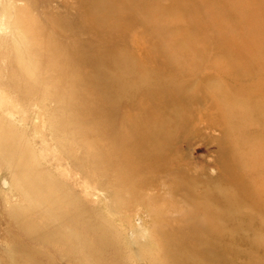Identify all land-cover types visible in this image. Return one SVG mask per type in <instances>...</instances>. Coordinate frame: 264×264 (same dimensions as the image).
Listing matches in <instances>:
<instances>
[{
  "label": "rangeland",
  "instance_id": "obj_1",
  "mask_svg": "<svg viewBox=\"0 0 264 264\" xmlns=\"http://www.w3.org/2000/svg\"><path fill=\"white\" fill-rule=\"evenodd\" d=\"M73 1L74 6L71 0H0V135L13 141L17 161L27 167L19 187L41 199L44 176L32 154L91 216L108 219L119 235V264H149L151 254L161 262L162 237L170 243L169 254L180 259L167 264H264V89L246 67L248 52L241 51L264 35V0ZM202 1L208 9L193 10ZM69 5L72 23L84 29L64 34L53 19ZM252 9L254 15L247 14ZM217 23L225 29L216 36ZM51 35L87 42L76 65L82 74L59 73L68 64L47 43ZM106 52L114 66L95 62ZM41 56H47L46 65ZM24 69L41 85L38 91L29 87ZM86 75L83 94L71 95L62 81ZM78 97L86 99L84 110ZM69 124L76 127L68 130ZM156 127L164 131V154L172 152L168 165L199 177L181 179L190 193L179 213L157 178L144 175L141 181L127 171L145 160L128 159L130 142L122 139H141ZM81 129L86 131L80 144L75 132ZM122 185L133 186L135 194L114 198ZM19 192L0 158V264H88L86 251L71 249L69 234L54 239L58 223ZM46 193L59 195L53 188ZM155 196L163 204H148ZM154 222L166 225L156 245L149 236ZM68 229L72 242L81 243L82 224L69 222ZM112 253L107 251L106 261L114 259Z\"/></svg>",
  "mask_w": 264,
  "mask_h": 264
},
{
  "label": "bare ground",
  "instance_id": "obj_2",
  "mask_svg": "<svg viewBox=\"0 0 264 264\" xmlns=\"http://www.w3.org/2000/svg\"><path fill=\"white\" fill-rule=\"evenodd\" d=\"M71 1H72L71 5L74 6V3L76 1H73V0H71ZM180 4L181 5L183 4V0L180 1ZM194 4H196L197 7L193 6V10L195 8L199 9L200 11L204 10L205 8L208 9V4L206 1H202L201 3L200 2L199 3L194 2ZM71 5H69L66 9H62L63 13L60 14L61 17L58 15L57 17H55L53 19V23L55 25H58L59 28L64 32V34H72V33H75L77 31H81L82 29H84V27H81L80 25L77 26V25H74L72 23L73 18H74V14H73L74 9L70 8ZM187 5H190V4L188 3ZM253 12H254V10L252 9L251 12H248L247 14L254 15ZM243 14H245V13L241 12V15H243ZM261 22H259V24H258L259 26H262ZM193 23H194V21H193ZM196 24H197V21H196ZM28 27L30 28L31 26L28 25L27 28ZM224 29H225L224 24L221 25V23H217V29L214 28L213 30L215 31V34L217 36L219 34L222 35V32L224 33ZM47 43L49 44L51 49L55 50L58 58L59 59L62 58L68 64L67 68H62V69L60 68L59 73L61 75L65 76V78H69L70 74L74 73L75 71L79 72L80 74L83 73L82 70H80V68L77 67L76 65L77 64L80 65V63L82 61L80 59L81 61L79 60V62H80L79 63L78 57H79V54H81V52H83L85 50V47L87 45L86 41H83L82 38L81 39L80 38L75 39V40H67V38H66L64 40V38L62 36L58 37V36H52L51 35V38L48 40ZM241 48H242V46H241ZM241 51L243 53L245 51L248 52L247 57L250 59L251 62H249L246 65V67H248L252 71V73H251L252 77L253 78L256 77L255 81L259 82L260 86H263V88L261 87L263 90L264 89V65H263L264 64V35L255 36V38L253 39V43L251 45H248L247 43L244 44ZM242 52H241V54H243ZM84 58L85 57H83V59ZM119 58L122 59L121 57H119ZM39 60H40V63H42L44 65H46V62H48L47 56L46 57L41 56L39 58ZM94 60H95V62H98V63H100L101 60H105L107 62H112L111 64L114 66V63L112 61L113 55L109 52H106L105 54H103L101 56L95 57ZM37 65H38V62H37ZM207 65H208V63H207ZM21 68H22V66H21ZM95 68L97 69V71L100 70V68L98 66ZM34 71L38 75V67ZM23 72H24L25 79L28 81L29 87L38 91V89L40 88L41 85L37 82L34 75L25 69L23 70ZM252 77L250 78V81L252 80ZM89 79H90V76L86 75V77H84L83 79H80V80H75L73 78L72 83H70V81H67V79L66 80L64 79L62 82L69 85L71 95H73L76 92H80L83 94V91L80 90V87L84 83L89 82ZM72 100H74V99H72ZM75 101L79 103V105H77L78 108L80 106L81 109L84 110V103H86L85 97L83 100L81 99V97H78V99H76ZM74 127H76V126L70 125L67 127V129L69 130V128L70 129L72 128L71 130H73ZM151 130H153V132H151ZM85 131H86V129L85 130L81 129L80 131L75 132V134H79L78 136H79L80 144H81V142H85V138L83 137V134ZM163 134H164V131L160 130L156 127V128H151L150 130H146L145 134H144L145 136L141 139H139L136 136L134 138L132 136V138L122 139V140H124V144H126V142H128V143L130 142V146L128 147L129 151H128V155H127L128 159H129V156H131L133 158L134 164H137L142 159L145 160L144 162H141V164H143V165H139L138 167L132 166L133 170L128 167L127 171L133 175V178H142L141 181H144L146 179V177L144 178V175H147V179L157 178L160 181L159 186H162V187L164 186L165 187L164 191L168 192V197L175 201V204L172 206L174 207L173 209H176V212L179 213L181 206L187 202L185 200V198L187 197L188 193H190V188L186 184H183L184 182L182 183V180L183 181L184 180H196L199 177L197 176V174L195 172H191L189 169H186L184 167L178 166V168H177V167H173V166L170 167V165H168L169 162L171 161V158H172L171 157L172 152H170L168 156H166L164 154L165 153V151H164L165 146L162 144H159V140L162 138L161 136ZM151 138H152V140H154L156 142L155 144H153V147H151L152 143H150ZM212 140H211V144H214V142ZM138 142H139V144H137ZM0 145H2V146H0V158L8 170L12 185H14L19 191L22 192V193H20V192L19 193L21 195H23V197L26 199L27 202L31 203V202H33L32 200H35V201L37 200L36 202H33V203L36 206H38V208L42 209V212L45 210L44 216L47 219L51 220L54 223V225L56 223H58L56 225H60V226L55 225V227H56L54 229L55 231L52 232V236L54 239L63 240L69 234L67 236L68 245L70 246L71 249L72 248L76 249V250L82 249V252H83V250L86 251L84 253L86 255V257H85L86 259L85 258L84 259L88 264H109L108 262H112V261L118 262V264L121 263L118 261L119 260L118 258L121 257L122 251H120L121 248L119 247V244L115 239V237L116 236L119 237V235L112 229V226L110 225V222L108 221V219H106L103 215H100V214H98V215L95 214V215L91 216L90 210L82 207L80 205V202L78 200H76L70 194V191L66 190L65 187H63L61 185V183L58 182L54 178V176L52 177V175L50 173L44 172L42 170V168H39V165L36 164V162L34 161L33 155L28 153L30 159L33 160L34 168L37 170H40L44 176V180H41V184L43 185L40 188L41 192H42L41 193V199H38V195L31 197V194H32L30 192L31 189L29 190L27 188H20L18 185L24 171L27 168V167L26 168L22 167V165L17 161V160H19L20 152L14 146L13 141H12V143H11L10 139H7L6 141H4L1 139V135H0ZM158 149H163V150L158 151ZM66 151H68V150H66ZM249 155L250 154L245 155L244 157L247 158V157H249ZM135 156H137L139 159L135 158ZM241 157H243V156H240V158ZM130 165H132V164H130ZM162 176L164 178L163 180H161ZM174 178H177L178 180H181V179L182 180L178 183V181H174ZM209 179H207V180H209ZM188 182L190 183V181H188ZM189 186H190V184H189ZM127 187L129 190L126 189ZM132 187L133 186H131V185H129V186L122 185V186L117 187V192L115 191L116 193H114L115 194L114 198H118V199L124 198L125 199V195H128V194H130V196H131V194L134 195L135 190H133L134 191L133 192L130 189ZM50 188L56 189L57 192L59 193V195L55 196L51 193L50 194L46 193L47 190L50 191ZM125 192H127V193H125ZM165 195H166V193H165ZM162 198H161V196H159V197L155 196V197L151 198V200L148 202V204L151 203L154 205H158V204L161 205V204H163ZM137 200H140V198L137 197ZM227 202H229V200H227ZM232 204L233 203H231L230 205H232ZM70 205H73L72 206L73 210L65 207V206L70 207ZM148 211L151 214V216H154L153 215L154 211L152 210L151 205L148 206ZM16 217L17 218H15V219L18 220L19 219L18 216H16ZM19 217H23V216H19ZM18 222H21V221L18 220ZM69 222H70V226H71V222H72L73 224L74 223L82 224V226L84 227V229L86 231V232H84V235L81 234V232H80V234H78V236H77L78 239L80 238L79 240L81 241V243L72 242L74 240V237H73L74 233H72V231L70 229L64 230V229H67V227L69 226ZM152 223H153V221H152ZM153 225H154V228L149 233L151 244H155L154 242L156 240L155 239L156 235L158 236L159 234H161V231L164 230V228L166 227V225H164V223L158 224V222L153 224ZM187 225L188 224H186V225L184 224V225H181L178 227L185 228ZM59 228H60V230H59ZM171 229L177 230V229H175V227H172ZM87 234H89L90 236H88ZM167 234H169V233H167ZM160 236H162V235H160ZM91 237H93V239ZM165 239H166V237L165 238L162 237V240L160 241V243L162 245H164V246L161 245V249H162L161 255L163 254L162 256L164 257V260H161V262H159L158 258L160 256H157L156 254H151L148 257V259H146L147 263H149V264H164V262H165L167 264V262L172 263V261H174L173 259H176L177 261L180 260V259L174 258L173 256H171V254H169L168 248L170 247L169 246L170 243H167V241H165ZM93 242L96 243V245H93L94 244ZM182 242H185V240L183 239ZM181 244L182 243L180 241V243H176L175 246L178 248H181V246H180ZM108 250L113 252L112 253L113 258H114L113 260H112V257L108 261H106V259L104 258L106 256ZM123 251H125V249H123ZM201 251H204V248L202 246H201ZM101 257L104 258L103 261L100 260ZM88 260H89V262H88Z\"/></svg>",
  "mask_w": 264,
  "mask_h": 264
}]
</instances>
